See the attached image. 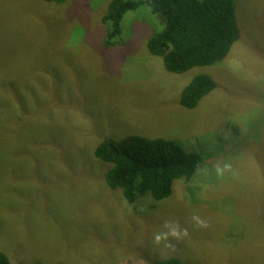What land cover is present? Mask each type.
I'll return each mask as SVG.
<instances>
[{"label": "rangeland", "instance_id": "1", "mask_svg": "<svg viewBox=\"0 0 264 264\" xmlns=\"http://www.w3.org/2000/svg\"><path fill=\"white\" fill-rule=\"evenodd\" d=\"M109 1L0 0V251L12 264H264V0H234L239 40L184 73L147 51L164 29L147 6L124 15V44L105 48ZM199 73L217 87L184 108ZM132 135L200 154L209 175L129 204L93 152ZM218 162L233 172L218 179ZM164 220L188 229L175 250L151 243Z\"/></svg>", "mask_w": 264, "mask_h": 264}, {"label": "trees", "instance_id": "2", "mask_svg": "<svg viewBox=\"0 0 264 264\" xmlns=\"http://www.w3.org/2000/svg\"><path fill=\"white\" fill-rule=\"evenodd\" d=\"M43 1L59 4L67 0ZM140 6L150 8L164 24L163 30L147 39L146 48L151 55L160 57L165 70L171 73L223 61L241 35L234 0H110L102 18L105 48L124 44L119 38L121 21L127 12ZM216 87L209 74L199 73L181 90L179 104L193 109ZM93 155L111 165L105 175L106 185L120 190L129 204L141 197L155 202L168 198L174 181L190 182L203 164L200 154L187 152L171 140L139 135L120 140L104 137ZM0 264H12L2 251ZM151 264L182 262L177 257H167Z\"/></svg>", "mask_w": 264, "mask_h": 264}, {"label": "clouds", "instance_id": "3", "mask_svg": "<svg viewBox=\"0 0 264 264\" xmlns=\"http://www.w3.org/2000/svg\"><path fill=\"white\" fill-rule=\"evenodd\" d=\"M211 171L215 173L218 179H220L223 178L226 173L233 172V167L230 162H218L212 166ZM197 173L207 176L209 175V168L207 166L198 168ZM191 221L196 227H209L208 222L199 215H192ZM188 235V229L182 228L178 222L173 220H164L161 230L153 233L151 243L155 248H159L160 245L163 244L164 248H171L175 250V244H173V241L179 243L188 237Z\"/></svg>", "mask_w": 264, "mask_h": 264}]
</instances>
